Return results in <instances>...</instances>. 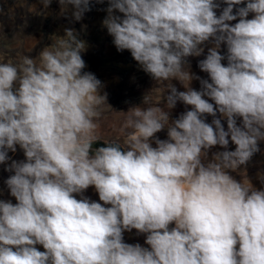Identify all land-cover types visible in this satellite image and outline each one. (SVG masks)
<instances>
[{"label":"clouds","instance_id":"1","mask_svg":"<svg viewBox=\"0 0 264 264\" xmlns=\"http://www.w3.org/2000/svg\"><path fill=\"white\" fill-rule=\"evenodd\" d=\"M58 2L80 21L104 0ZM107 4L102 24L117 51L158 85L142 105L115 111L114 137L102 136L114 110L84 70L75 29L35 58L0 56V165L15 199H0V264H264V189L246 171L230 174L264 141V0ZM201 55L207 79L190 71L188 58ZM178 102L186 110L172 119ZM17 146L23 160L9 156ZM89 187L99 202L83 196ZM132 230L147 247L124 241Z\"/></svg>","mask_w":264,"mask_h":264},{"label":"rangeland","instance_id":"2","mask_svg":"<svg viewBox=\"0 0 264 264\" xmlns=\"http://www.w3.org/2000/svg\"><path fill=\"white\" fill-rule=\"evenodd\" d=\"M221 3V8L217 9L220 14L225 7ZM107 0L104 3H93L91 11L86 12L80 21L72 17V8L66 13H61V5L58 0H52L48 8H44L41 0H0V56L4 60L15 59L17 53L29 55L35 58L39 52L51 41L53 35L62 36L66 28L75 29L79 34L78 38L86 42L87 49L82 53L86 62L85 71L92 72L102 81L104 88L102 91L108 93V103L114 111L106 112V119L102 121L101 133L104 138L116 136L123 117L117 112L127 111L130 107L142 105L144 95L151 89L157 87L156 82L146 74L140 66L133 60L128 51L119 52L113 44L112 37L108 34L102 21L107 15ZM251 18V14L249 16ZM232 23H235L233 21ZM205 45V54L207 47ZM222 54L226 52V47L221 46ZM189 57L190 71L207 79V74L200 71L198 61L204 58ZM226 64V61H223ZM172 83L178 90L184 88L179 81L173 80ZM191 86L197 90L200 88L198 80H193ZM155 99V95H154ZM163 106V101L161 103ZM186 110V106L177 103V106L171 110L170 118L175 119L180 113ZM117 111V112H115ZM212 117L207 118L211 122ZM222 122L226 128V121ZM239 123V121H238ZM159 138L166 139V130L157 134ZM102 143V141H101ZM96 145H94L95 147ZM235 145L230 142L229 150H234ZM260 151L256 153L246 166L230 174L238 181L244 176L242 172L246 171V177L256 189H264V141L259 142ZM219 146L210 150L211 152L222 151ZM12 160H23V151L17 146V151L9 152ZM11 160L9 161V163ZM6 165H0V199L12 200L4 181L11 173L5 171ZM83 196L93 201L99 202L98 193L94 187H89ZM77 198H80L78 195ZM145 234H138L136 230L124 233V241L130 244H145ZM43 251L42 246H37Z\"/></svg>","mask_w":264,"mask_h":264}]
</instances>
